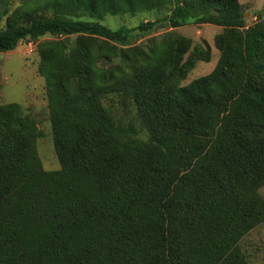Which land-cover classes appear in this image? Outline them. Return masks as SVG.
Listing matches in <instances>:
<instances>
[{
    "label": "trees",
    "instance_id": "1",
    "mask_svg": "<svg viewBox=\"0 0 264 264\" xmlns=\"http://www.w3.org/2000/svg\"><path fill=\"white\" fill-rule=\"evenodd\" d=\"M4 4L0 53L36 44L59 169L43 168L34 119L0 102V264H250L242 241L264 223V15L248 24L238 0ZM138 12L149 16L132 27L104 24ZM189 24L221 28L219 59L181 86L210 60L180 34Z\"/></svg>",
    "mask_w": 264,
    "mask_h": 264
},
{
    "label": "rangeland",
    "instance_id": "2",
    "mask_svg": "<svg viewBox=\"0 0 264 264\" xmlns=\"http://www.w3.org/2000/svg\"><path fill=\"white\" fill-rule=\"evenodd\" d=\"M20 1L23 2L24 0H0V6L5 3L4 8L10 10L18 6ZM238 1L243 7L248 24L255 22L258 13L264 15V0ZM146 16L149 14L143 12H138L134 16H108L104 24H111V27L117 25L132 27ZM164 31V28L161 29L156 36ZM179 32L190 38L194 45H201L205 42L210 48V60L208 62H194L193 69L181 82V86H186L191 81L209 74L216 66L219 53L214 47L213 39L221 32V28L213 25L189 24L180 28ZM38 65L39 57L35 43L23 42L14 51L0 53V102L20 105L24 109V113L34 119L40 133L37 150L43 168L46 171H57L59 164L51 143L45 99V81L44 77L38 73ZM260 193L264 196V187ZM242 246L247 249L246 252L250 255V264H264V223L245 236Z\"/></svg>",
    "mask_w": 264,
    "mask_h": 264
}]
</instances>
